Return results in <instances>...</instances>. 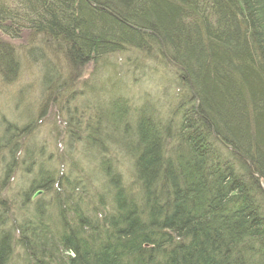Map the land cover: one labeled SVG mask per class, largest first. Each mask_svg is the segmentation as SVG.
<instances>
[{"label":"trees","instance_id":"trees-1","mask_svg":"<svg viewBox=\"0 0 264 264\" xmlns=\"http://www.w3.org/2000/svg\"><path fill=\"white\" fill-rule=\"evenodd\" d=\"M23 31L43 48L42 98L70 116L60 133L82 145L65 173L26 146L15 220L0 198V264H264V0H0V34ZM45 50L102 72L85 126ZM114 56L172 75L175 110L116 95ZM19 66L0 41V75ZM25 129L5 126L0 152L14 155ZM36 190L49 196L31 201Z\"/></svg>","mask_w":264,"mask_h":264},{"label":"rangeland","instance_id":"rangeland-1","mask_svg":"<svg viewBox=\"0 0 264 264\" xmlns=\"http://www.w3.org/2000/svg\"><path fill=\"white\" fill-rule=\"evenodd\" d=\"M38 40L39 36H34L27 31H23L20 37L16 39H9L0 34V41L10 45L20 65L18 74L13 80L7 81L0 75V135L2 129L7 125H14L17 129L26 126L25 137L21 139L16 137L13 141L18 142L21 146L16 152H13L14 155H10L7 149H5L4 152H0V183L3 180L4 169L7 162H9L10 159H15V163L17 164L15 171L13 173L11 172L12 175L10 173L9 179L3 184V188L5 187L2 189L3 193L0 192V194L2 193L0 198L6 200L10 208L9 214L6 215L8 219L14 216L13 214L15 211L13 210L20 204H13L16 200V197L13 195L18 191L20 180L24 177L22 159L24 158L26 146L30 147V145H33L35 151L42 152V158L47 160L46 164H48V167L51 166L53 169L57 168L54 170L65 173L69 167L68 164L70 165L72 161L69 155L76 150H81L82 145L81 143L74 144L72 139L67 140V134L63 132L60 133V129L66 127L64 119L66 120L67 117L70 118L69 114L64 113L63 109L60 110L59 106L55 105L57 108H55V106L53 107L56 103L51 102L52 98H42L43 92L40 86L42 67L39 57L41 58L44 54L42 50L39 49L41 45L38 44ZM45 53L47 57H49L52 67L63 75V77H66V81L67 77L71 76L69 91L71 93L74 91L75 93L81 94L76 100L69 102L68 106L74 107L77 101L78 110L82 113L81 125L85 126L86 121L92 118V106L89 104H91V102L98 103V98L101 99L103 94L106 93V90L101 92L99 88H97L98 91H96V87L102 85V72L98 70L97 65L94 66L90 63L84 65L81 69L77 68L76 71V69L70 67L69 63L63 62V57H61L58 52L50 50V53H48L47 50H45ZM119 56H121L123 60L127 55L124 52L119 53ZM124 61H119L116 56L109 57L105 66L106 70L104 69L105 76L106 73H109L108 71L116 76V80H114L115 83L118 82L117 88L114 89L116 95L117 93H126L129 102L135 105L138 104L139 101L141 102V97L144 96L143 93H147L152 97L161 116L167 117V115L164 114V108H172L170 107L172 105L174 107L179 97L178 94H180V92L178 93L179 89L177 91L175 83L168 82L172 75L167 74L165 77V73L162 72L164 78H160L161 75H158L155 78L152 76V78L147 79L146 76L142 77L141 72L137 73L140 70L136 67L133 69H130V66L127 67V63ZM152 64L150 65L153 66ZM144 70L147 75L152 72L150 68H144ZM134 72L137 73L136 76L133 74ZM91 88L93 91L91 94L92 97L89 96L90 93L86 94ZM104 97L107 99L108 96L105 95ZM88 99H90V102H88ZM68 141H71L72 145H68ZM76 157L77 156H75V158ZM121 165L127 169L129 161L123 160L121 161ZM36 167L37 165L34 164L31 170H35ZM29 179H31V177L26 181ZM37 191L41 190L32 192L31 201H34L38 196H42V200L49 196L47 194H42V192L34 196ZM25 204L26 202L24 201L22 206ZM13 218L15 220V216ZM11 263L14 264V261ZM15 264L20 263L15 262Z\"/></svg>","mask_w":264,"mask_h":264},{"label":"water","instance_id":"water-1","mask_svg":"<svg viewBox=\"0 0 264 264\" xmlns=\"http://www.w3.org/2000/svg\"><path fill=\"white\" fill-rule=\"evenodd\" d=\"M41 191H37L35 194H34V196L36 195V194H39Z\"/></svg>","mask_w":264,"mask_h":264}]
</instances>
